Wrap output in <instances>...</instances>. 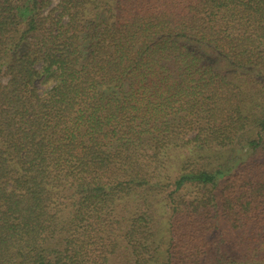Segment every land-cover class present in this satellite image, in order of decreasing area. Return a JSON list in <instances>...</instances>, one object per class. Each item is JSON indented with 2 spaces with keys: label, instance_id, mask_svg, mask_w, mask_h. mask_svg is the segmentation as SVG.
I'll use <instances>...</instances> for the list:
<instances>
[{
  "label": "trees",
  "instance_id": "trees-1",
  "mask_svg": "<svg viewBox=\"0 0 264 264\" xmlns=\"http://www.w3.org/2000/svg\"><path fill=\"white\" fill-rule=\"evenodd\" d=\"M0 264H264V0H0Z\"/></svg>",
  "mask_w": 264,
  "mask_h": 264
},
{
  "label": "rangeland",
  "instance_id": "rangeland-1",
  "mask_svg": "<svg viewBox=\"0 0 264 264\" xmlns=\"http://www.w3.org/2000/svg\"><path fill=\"white\" fill-rule=\"evenodd\" d=\"M40 88H43V86L42 85H38Z\"/></svg>",
  "mask_w": 264,
  "mask_h": 264
}]
</instances>
